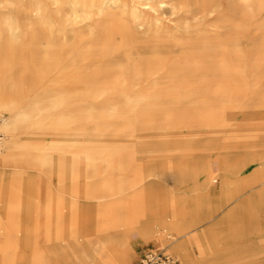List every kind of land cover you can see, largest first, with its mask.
Instances as JSON below:
<instances>
[{"label":"bare ground","instance_id":"6f19581e","mask_svg":"<svg viewBox=\"0 0 264 264\" xmlns=\"http://www.w3.org/2000/svg\"><path fill=\"white\" fill-rule=\"evenodd\" d=\"M256 10H264V0H0V140L7 117L13 136L1 146L5 150L0 149V235L4 237L0 264L16 260L26 264L31 257L37 264H76L78 259L88 264L89 256L79 246L82 239L109 227L120 229L122 246L102 249L104 254L93 257L96 264H128L127 251L132 249L128 232L149 238L154 231L179 233L171 245L180 256L177 264H211L224 256L229 257L225 264L238 261L236 254L246 244L216 242L225 220L231 226L229 233L234 225L237 236L242 233L243 215H248L237 196L234 199L222 189L213 198L215 204L233 199L236 206L206 227L190 228L204 218L213 219L210 207L199 219L195 207L184 214L176 203L161 201L138 215L122 204L119 196L129 180L118 173L133 160L125 157L124 150L141 147V137L153 132L155 122H169L180 131H192L203 122L209 133L238 127L231 122L238 108L231 104L189 111L161 105L160 99L209 93L229 98L245 92L249 66H260L255 78L257 83L262 80L264 98V15L257 16ZM52 70L62 91L40 87ZM99 95L123 104L97 113L82 103ZM126 109L124 123L112 126V117ZM249 111L248 115H262L254 130L262 131L264 140V100ZM4 112L8 115L2 116ZM246 122L241 127L251 129ZM49 129L58 132L49 138L51 145L69 151L64 163L60 159L65 190L45 192L44 219L39 223L37 218L32 232L46 240L42 252L12 253L19 246L22 223L20 217L7 216L5 209H19L22 204L24 168L50 159L47 148L27 147L36 132L46 134ZM4 159L10 164L1 167ZM238 162L236 158L233 168ZM100 164L113 165L117 175L106 176L98 169ZM108 190L118 193L115 200L107 198ZM88 204L93 206L91 215L86 213ZM92 218L97 222L88 231ZM192 243L199 258L192 254Z\"/></svg>","mask_w":264,"mask_h":264},{"label":"rangeland","instance_id":"374dc122","mask_svg":"<svg viewBox=\"0 0 264 264\" xmlns=\"http://www.w3.org/2000/svg\"><path fill=\"white\" fill-rule=\"evenodd\" d=\"M262 11L264 10H256L255 12L258 13L257 16L259 14L261 16L264 15ZM252 33H248V35ZM248 68L249 75L245 92L229 98L209 93L204 97H172L159 100L160 104L166 107L173 106L177 109L182 108L189 111L220 103L231 104L238 108L231 116V122L237 124L238 127L220 128L215 133H209L206 131L208 126L203 122L195 124L192 131L185 129L180 131V128L171 127L169 122H155L153 123V132L141 137L140 140L143 143L141 147L134 151L131 148L124 150L125 157L133 160L126 164L128 168L125 167L122 173H118L122 175L124 180H129L119 196L122 199V204L124 206L129 205L138 215L153 209L161 201L166 205L167 203H176L175 205L181 208L184 214L195 207L199 219L209 212L210 207V211L213 212V219L207 220L204 218L190 228H195L197 225L200 226L199 228L206 227L216 221L228 209L236 206L237 201H233V199L222 202L221 205L215 204L213 198L220 196L222 189H226L225 192L230 194L232 198L237 196L239 202L242 200L245 207V210L242 211L246 212L248 217L244 218L245 215H243L241 235L237 236L236 225H234L235 229L231 230L235 234L229 233L231 226L229 221L225 220L223 231L218 234L216 239V242L219 245L222 243V246L237 245V243L247 245L246 248L236 254L240 259L229 264H264V140L261 136L262 131L254 130L263 117L257 112L252 115L247 114L252 106H255L264 98L261 96L262 80L259 79L257 83V78H255L260 76V66H249ZM40 87L51 92L63 90L54 81L53 70L44 77ZM122 102L118 98H108L101 95L82 101V103L89 104L90 108L97 113L111 110L113 105H122ZM127 114L126 109L121 116L112 117V126H121L124 123L123 118ZM3 115L7 116L8 113L4 112ZM246 121L251 122H248L251 124V129L241 127V125L247 123ZM7 123L8 117L2 128L4 132V137L0 140L2 152L5 149L1 146L5 141L13 140ZM19 133H16V137L19 136ZM57 133L52 129H49L46 134L36 132L32 136V142L27 145V147L33 148H47L50 159L47 164L31 162L24 168L23 185L20 190L22 204L19 209L15 207L5 209L7 216L20 217L22 223V230L18 235L19 246L12 249V253L17 252L24 255L26 253L42 252V248L46 243L43 236L32 232L37 224V218H40L39 223H42L44 219L45 192L61 193L65 190V173L64 167H60V159L62 158L64 163L69 151L66 147L61 149L51 145L49 138ZM247 137L250 139L245 140ZM17 139L19 138L17 137ZM60 150L63 151L62 154ZM127 153L128 155H126ZM236 158L239 162L233 168ZM9 164L10 160L4 159L1 167ZM208 168L210 174L207 173ZM98 169L102 170L106 176L113 177L117 175L116 169L110 164H100ZM133 171H135V174ZM149 171L154 172V174L148 176L145 180H139L138 175L146 174ZM209 175L212 177H208ZM97 176H99L98 173ZM221 181L226 182L221 185ZM66 183H68V180H66ZM107 193L109 194L107 198H110V200H115L118 196V193H112L111 190H108ZM39 197L41 201L37 202ZM9 199H14L11 191ZM96 200H99V198H96ZM92 207V204H88L86 207L87 214H92ZM96 222L95 218L89 220V227L86 230L93 231L91 227ZM199 228H196V230ZM91 234L86 239H82L83 242L79 245L80 249L89 256V260L86 262L88 264H96L93 257L99 255L102 249H107L110 246H122L123 234L118 228L109 227L103 232ZM172 234L169 235L164 232L159 235L158 232L154 231L151 237L143 238L137 232H128L127 235L132 245V249L127 251L128 264H136L139 256L150 249L151 246H164L166 244H168V247H165L166 251L175 255L178 259L174 264L179 263L180 256L171 249V245L175 243V238L179 233L173 231ZM161 238H164V240L162 241ZM239 240L243 242H239ZM2 242H4V237L0 235V243ZM191 251L195 258L201 256L194 243L191 245ZM101 253L104 254L103 251ZM47 254L49 253L46 252L45 255ZM78 260L75 261L76 264H80V260ZM212 260L215 261H212L211 264H225L229 257H218ZM32 263L37 264L38 262L31 257L26 264ZM14 264H20V262L16 260ZM70 264H73V261H70Z\"/></svg>","mask_w":264,"mask_h":264},{"label":"built area","instance_id":"2783aa9c","mask_svg":"<svg viewBox=\"0 0 264 264\" xmlns=\"http://www.w3.org/2000/svg\"><path fill=\"white\" fill-rule=\"evenodd\" d=\"M1 118V116H0ZM2 133L0 132V137ZM177 257L166 251L165 247L157 245L146 252L142 253L136 264H174L177 262Z\"/></svg>","mask_w":264,"mask_h":264}]
</instances>
